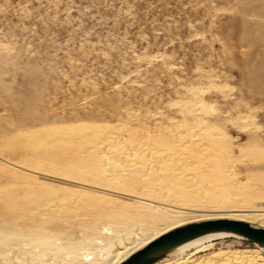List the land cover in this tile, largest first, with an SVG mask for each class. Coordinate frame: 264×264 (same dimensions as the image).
<instances>
[{
  "label": "rangeland",
  "instance_id": "374dc122",
  "mask_svg": "<svg viewBox=\"0 0 264 264\" xmlns=\"http://www.w3.org/2000/svg\"><path fill=\"white\" fill-rule=\"evenodd\" d=\"M139 144L204 146L245 191L174 222L246 213L264 228V0H0V248L38 229L72 243L50 264H112L94 243L148 194L123 174V145ZM258 249L222 237L158 264ZM19 251L0 264H28Z\"/></svg>",
  "mask_w": 264,
  "mask_h": 264
},
{
  "label": "bare ground",
  "instance_id": "6f19581e",
  "mask_svg": "<svg viewBox=\"0 0 264 264\" xmlns=\"http://www.w3.org/2000/svg\"><path fill=\"white\" fill-rule=\"evenodd\" d=\"M197 148L198 151L195 153H190L184 151L183 148H176L180 150L173 151L172 149H149L148 147L141 144L132 146L123 145V174L128 173L129 175L134 173L136 180L145 185L146 189L144 190H146L145 193L148 194L143 195L142 197L140 196L141 198L139 196H135V198L141 200L140 203H123V216L125 220L123 218L121 219H123L125 222L121 224V229H115V227V230H113L112 228L105 227L104 229H106L105 231L109 236L107 239L104 238L106 239L104 240L105 242H103V240L100 242L99 239V242H95L96 240L94 239V244H98L95 245L96 250L99 248L106 249L104 250L106 252L105 256L103 257L105 262L111 260V262L113 261L112 264H121L131 255L145 248L159 237L190 223L219 219L248 223V221H251V219L254 218L249 217L251 215L248 216V214L246 215L245 213V215L241 216H229V214L214 218H205L203 220L198 219L196 221L193 220L194 222H183V220L182 222H174L175 220L180 219L182 216L184 217L186 214L185 212L191 211L190 208L187 207L188 205H192V207H209L213 205L219 207L222 205L223 207V205L226 203L228 204L231 199L237 200V198H241V194H245V191L242 189V187L238 188L235 184L233 185L232 182H230V180L228 181L219 169H216V166L214 165L215 162L212 166L213 151H210V149L204 146ZM188 155L192 156L187 157ZM180 203L182 205H180ZM191 214L192 213H190V215ZM222 237H234L236 239L242 240L240 237L228 234L208 235L176 248L164 259L170 255H182L198 250L205 244L216 239H221ZM100 243H102V245H99ZM26 244L28 246L30 245L32 248L35 247V249L41 248L42 250L40 254L34 253L35 249L33 251L28 250L26 248ZM89 244L90 243L87 245ZM91 244H93L92 241ZM71 246L72 243L71 245L70 243H66L63 245V248H60V246L57 245L55 241H53V238L47 234L44 235L37 229L36 231L28 232V234L25 236L20 235V232H18L17 235L9 239V241H7L5 245L1 246L0 249L4 247H14L20 250L19 253H24L23 255H27L26 253L30 254L31 258L28 264H50V262L53 261H55L54 263H59L56 262L57 259H59L58 261H65L66 257L63 256V252L66 251V249H71ZM112 248L115 250H112ZM91 249L94 250L92 247ZM120 251H122V253H120ZM258 251L264 256V253L261 249H258ZM78 254L79 252L77 255ZM98 254L100 255V253ZM44 255L49 257H43ZM99 255H96V257H99ZM63 257L65 258L62 259ZM70 257L71 256H69V258ZM45 258H48V260L45 261ZM94 260L99 261V259L95 258ZM257 262L264 263V257L255 259L253 258L252 254L242 253L240 254L239 258L226 259L224 257L220 259V262L215 264H257ZM64 263L66 264V262ZM194 264L212 263L200 261Z\"/></svg>",
  "mask_w": 264,
  "mask_h": 264
},
{
  "label": "water",
  "instance_id": "95a60500",
  "mask_svg": "<svg viewBox=\"0 0 264 264\" xmlns=\"http://www.w3.org/2000/svg\"><path fill=\"white\" fill-rule=\"evenodd\" d=\"M214 234L240 237L254 244L264 253V229L247 222L219 219L190 223L177 228L151 242L121 264H156L176 248Z\"/></svg>",
  "mask_w": 264,
  "mask_h": 264
}]
</instances>
